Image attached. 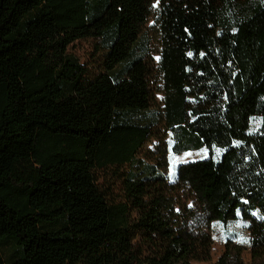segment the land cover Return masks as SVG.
Masks as SVG:
<instances>
[{
  "label": "trees",
  "instance_id": "obj_1",
  "mask_svg": "<svg viewBox=\"0 0 264 264\" xmlns=\"http://www.w3.org/2000/svg\"><path fill=\"white\" fill-rule=\"evenodd\" d=\"M88 38L95 78L68 52ZM169 133L175 154L209 152L173 181ZM124 166L118 201L96 172ZM237 219L250 262L230 241L215 264H264V0H0V264L206 262L213 224Z\"/></svg>",
  "mask_w": 264,
  "mask_h": 264
},
{
  "label": "rangeland",
  "instance_id": "obj_2",
  "mask_svg": "<svg viewBox=\"0 0 264 264\" xmlns=\"http://www.w3.org/2000/svg\"><path fill=\"white\" fill-rule=\"evenodd\" d=\"M158 6L159 3L154 4L153 12L148 20L142 41L149 52L150 56L153 57L156 66L158 67L160 61L161 52V36L159 32L158 19ZM68 52L74 55L79 62L85 66L88 74L91 78H95L105 73L104 62L106 58V51L101 45V41L98 38L82 39L74 42L68 49ZM156 83V95L155 101L158 109H162L163 105V84L162 76L156 71L155 79ZM263 119L259 116L253 117L250 124V133L257 132L262 126ZM156 140L149 141L144 151H154L157 145ZM167 158H168V175L171 181L174 180L176 170L182 163L191 161H197L209 157L207 149L198 151H188L182 154H175L172 150L174 140L171 133L167 134ZM221 151L216 149L214 151V157L219 158ZM129 171V166L120 167H108L104 170H98L96 177L98 184L102 191L111 199L121 200L124 197L123 191V177L124 173ZM213 244L211 248V259L206 262H193L192 264H215L219 258L223 255L226 245L232 241L241 244L246 247L247 251L244 253V260L246 263L250 262L249 254V234L247 231V224L241 219L229 222L228 224L214 223L212 226ZM243 238L247 243H240V239Z\"/></svg>",
  "mask_w": 264,
  "mask_h": 264
},
{
  "label": "snow or ice",
  "instance_id": "obj_3",
  "mask_svg": "<svg viewBox=\"0 0 264 264\" xmlns=\"http://www.w3.org/2000/svg\"><path fill=\"white\" fill-rule=\"evenodd\" d=\"M189 55H190V54H189ZM245 203H247V202H245ZM253 215L255 216V215H257V214H256V213H253ZM239 242H240V243H247V241L244 240L243 238H241Z\"/></svg>",
  "mask_w": 264,
  "mask_h": 264
}]
</instances>
